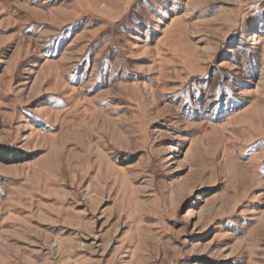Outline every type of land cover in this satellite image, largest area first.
Masks as SVG:
<instances>
[{
    "label": "rangeland",
    "instance_id": "obj_1",
    "mask_svg": "<svg viewBox=\"0 0 264 264\" xmlns=\"http://www.w3.org/2000/svg\"><path fill=\"white\" fill-rule=\"evenodd\" d=\"M0 146V264H264V0H0Z\"/></svg>",
    "mask_w": 264,
    "mask_h": 264
},
{
    "label": "trees",
    "instance_id": "obj_2",
    "mask_svg": "<svg viewBox=\"0 0 264 264\" xmlns=\"http://www.w3.org/2000/svg\"><path fill=\"white\" fill-rule=\"evenodd\" d=\"M3 148H2V146H0V154H2L1 153V150H2ZM4 151V150H3ZM4 154H6V151L4 152Z\"/></svg>",
    "mask_w": 264,
    "mask_h": 264
}]
</instances>
